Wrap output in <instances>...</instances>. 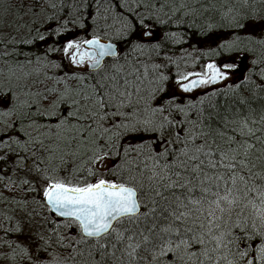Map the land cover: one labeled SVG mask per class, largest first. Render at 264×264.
Listing matches in <instances>:
<instances>
[{
  "label": "snow or ice",
  "instance_id": "obj_1",
  "mask_svg": "<svg viewBox=\"0 0 264 264\" xmlns=\"http://www.w3.org/2000/svg\"><path fill=\"white\" fill-rule=\"evenodd\" d=\"M0 264H264V0H0Z\"/></svg>",
  "mask_w": 264,
  "mask_h": 264
}]
</instances>
